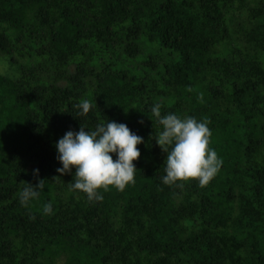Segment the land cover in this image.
I'll list each match as a JSON object with an SVG mask.
<instances>
[{"label": "trees", "instance_id": "trees-1", "mask_svg": "<svg viewBox=\"0 0 264 264\" xmlns=\"http://www.w3.org/2000/svg\"><path fill=\"white\" fill-rule=\"evenodd\" d=\"M0 54V264H264V0H0ZM157 103L209 121L206 186L162 183ZM107 120L144 143L135 183L89 201L55 143Z\"/></svg>", "mask_w": 264, "mask_h": 264}, {"label": "clouds", "instance_id": "clouds-1", "mask_svg": "<svg viewBox=\"0 0 264 264\" xmlns=\"http://www.w3.org/2000/svg\"><path fill=\"white\" fill-rule=\"evenodd\" d=\"M93 106L91 102L83 101L78 105L80 114L86 115ZM151 113L161 126L156 144L166 153V174L161 178L162 183L171 186L195 179L200 186H206L223 164L209 146L212 135L209 121L175 113L162 115L160 103L151 108ZM138 123L143 124V121ZM85 129L69 130L55 143L57 160L62 165L57 172L62 176L70 174L74 168L76 179L71 183V189L85 193L89 201L101 202L104 197L100 189L108 191L113 186L123 191L127 185L135 183L137 169L133 162L141 155L137 146L144 143V139L126 124L116 121L98 123L94 130ZM38 173V169L34 170V175L38 176ZM43 181L38 180L36 185L25 184L19 193L22 206L27 207L38 199L45 187ZM53 211L52 202L44 204L45 215H51Z\"/></svg>", "mask_w": 264, "mask_h": 264}, {"label": "rangeland", "instance_id": "rangeland-1", "mask_svg": "<svg viewBox=\"0 0 264 264\" xmlns=\"http://www.w3.org/2000/svg\"><path fill=\"white\" fill-rule=\"evenodd\" d=\"M239 17H241V15H237V17L235 16L234 21H233V22H235V24H234V26H232L234 38L236 41H238V39L241 38L239 31L241 29V27H240L241 23H243V22H240L238 20ZM10 68H11V66L8 63L7 55L0 54V71L5 72L7 69H10Z\"/></svg>", "mask_w": 264, "mask_h": 264}]
</instances>
